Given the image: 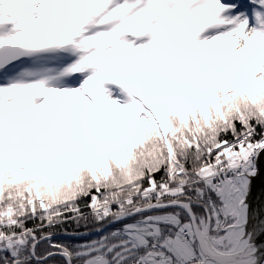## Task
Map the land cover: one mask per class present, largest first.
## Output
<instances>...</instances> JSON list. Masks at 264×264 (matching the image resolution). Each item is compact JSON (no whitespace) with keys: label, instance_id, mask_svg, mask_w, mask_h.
<instances>
[{"label":"snow or ice","instance_id":"6c2138e0","mask_svg":"<svg viewBox=\"0 0 264 264\" xmlns=\"http://www.w3.org/2000/svg\"><path fill=\"white\" fill-rule=\"evenodd\" d=\"M0 264H264V0H0Z\"/></svg>","mask_w":264,"mask_h":264},{"label":"water","instance_id":"95a60500","mask_svg":"<svg viewBox=\"0 0 264 264\" xmlns=\"http://www.w3.org/2000/svg\"><path fill=\"white\" fill-rule=\"evenodd\" d=\"M259 189H260V180L257 178L256 181H254V191L257 195H259Z\"/></svg>","mask_w":264,"mask_h":264}]
</instances>
